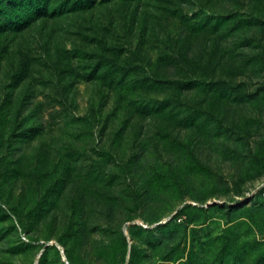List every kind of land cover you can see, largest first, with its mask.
I'll list each match as a JSON object with an SVG mask.
<instances>
[{"label":"rangeland","instance_id":"rangeland-1","mask_svg":"<svg viewBox=\"0 0 264 264\" xmlns=\"http://www.w3.org/2000/svg\"><path fill=\"white\" fill-rule=\"evenodd\" d=\"M50 1L0 17V264H264V0Z\"/></svg>","mask_w":264,"mask_h":264},{"label":"trees","instance_id":"trees-1","mask_svg":"<svg viewBox=\"0 0 264 264\" xmlns=\"http://www.w3.org/2000/svg\"><path fill=\"white\" fill-rule=\"evenodd\" d=\"M91 0H67L66 4L70 8H75L77 4H90ZM50 0H0V17L1 15L7 19V23L3 21L1 25L7 29L17 30L18 26L28 25L32 20L49 16ZM91 6V4H90ZM15 20V23H11ZM18 21L22 22L18 24ZM6 24V25H5Z\"/></svg>","mask_w":264,"mask_h":264}]
</instances>
